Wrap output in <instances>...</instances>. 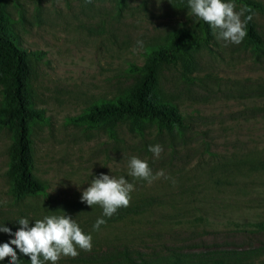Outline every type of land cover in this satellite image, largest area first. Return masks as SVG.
I'll return each instance as SVG.
<instances>
[{"label":"rangeland","instance_id":"rangeland-1","mask_svg":"<svg viewBox=\"0 0 264 264\" xmlns=\"http://www.w3.org/2000/svg\"><path fill=\"white\" fill-rule=\"evenodd\" d=\"M2 6L19 44L32 52V97L43 112L31 131L33 172L46 189L22 199L9 191L11 139L0 128V224L14 234L20 218L34 226L46 215H70L93 236V248L58 264H93L125 247L148 258L258 247L255 262L264 261V169L250 170L248 163L264 160V46L257 50L246 37L232 44L212 30L208 44L160 64V92L178 106L181 127L139 129L129 118L92 126L73 118L124 92L149 44L194 26L188 0H2ZM252 15L264 38V13ZM156 144L163 146L159 158L149 151ZM132 156L166 178L148 183L128 176ZM102 173L135 185L130 206L111 217L81 201ZM99 218L106 224L97 231ZM11 239L0 232V244ZM17 254L21 264H31Z\"/></svg>","mask_w":264,"mask_h":264},{"label":"trees","instance_id":"trees-1","mask_svg":"<svg viewBox=\"0 0 264 264\" xmlns=\"http://www.w3.org/2000/svg\"><path fill=\"white\" fill-rule=\"evenodd\" d=\"M235 2L251 8L252 13H264V3L259 0ZM211 38L210 25L199 19L192 27L181 26L171 30L163 39L148 45L142 65L132 66L139 75L124 92L113 99L90 104L73 120L101 126L129 118L139 129L144 123L167 131L181 127L184 122L178 106L161 95L157 69L160 64L174 62L179 55L187 53V48L198 50ZM246 38L257 50L264 46V38L255 29L253 19L247 24ZM30 54V50L19 44L12 20L0 0V128H6L10 133L6 173L9 191L16 199L42 193L46 189V184L33 172L32 125L43 118V112L33 102ZM248 163L250 170L264 169V160L256 162L250 159ZM259 225L264 228V223ZM260 250L262 248L257 247L190 253L173 251L148 258L142 252L125 247L93 264H264V261L255 262Z\"/></svg>","mask_w":264,"mask_h":264},{"label":"clouds","instance_id":"clouds-1","mask_svg":"<svg viewBox=\"0 0 264 264\" xmlns=\"http://www.w3.org/2000/svg\"><path fill=\"white\" fill-rule=\"evenodd\" d=\"M188 8L192 15L210 25L217 39L236 45L247 36V24L253 19L251 8L245 6L237 10L235 0H188ZM245 13L249 14L245 16ZM149 151L159 158L163 146H150ZM128 176L148 183L166 178L163 170L154 173L147 160L136 156L128 161ZM134 190V183L124 176L117 178L102 173L83 191L81 201L92 207L101 206L103 216L111 217L118 209L130 206ZM17 221L20 227L14 234L11 228L0 224V232L14 235L10 242L0 244V260L10 258L9 264H21L17 249L30 257L31 264H58L62 257L75 258L79 250L91 251L93 248V236L85 233L70 215H46L35 220L34 226H30L26 217ZM104 224L105 219H97L94 230L98 231Z\"/></svg>","mask_w":264,"mask_h":264}]
</instances>
